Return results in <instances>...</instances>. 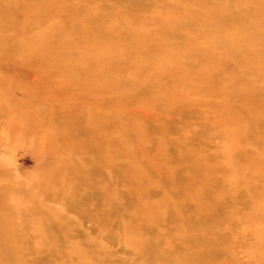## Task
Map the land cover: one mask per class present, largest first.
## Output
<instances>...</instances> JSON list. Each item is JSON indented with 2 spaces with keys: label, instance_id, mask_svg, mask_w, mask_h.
Returning <instances> with one entry per match:
<instances>
[{
  "label": "bare ground",
  "instance_id": "obj_1",
  "mask_svg": "<svg viewBox=\"0 0 264 264\" xmlns=\"http://www.w3.org/2000/svg\"><path fill=\"white\" fill-rule=\"evenodd\" d=\"M263 83L264 0H0V264H38L26 247L47 245L44 235L58 246L42 262L94 264L56 206L68 200L77 213L95 171L142 178L132 141L144 155L154 143L150 163L164 160L167 121L183 112L210 132L204 143L216 153L223 138L232 141L223 150L228 158L232 148L241 152L216 204L234 194L233 183L247 189L251 174L261 184L254 197H264V106L254 93ZM258 124L262 131L251 129ZM189 128L176 127L171 144L189 150ZM244 135L261 149L242 146ZM20 141L37 175L32 184L14 178L19 169L4 154ZM102 189L101 204L112 207ZM189 196L203 219L207 207L197 192ZM259 205L244 219L264 263ZM141 206L133 216L159 217L158 205L142 199ZM122 227L127 242H148L137 228ZM191 236L196 244L184 247L181 264H201L205 253V236L196 228ZM221 263L232 264L212 262Z\"/></svg>",
  "mask_w": 264,
  "mask_h": 264
},
{
  "label": "rangeland",
  "instance_id": "obj_2",
  "mask_svg": "<svg viewBox=\"0 0 264 264\" xmlns=\"http://www.w3.org/2000/svg\"><path fill=\"white\" fill-rule=\"evenodd\" d=\"M254 93L257 101L264 106V83L258 91L254 90ZM172 124L174 126H171ZM199 124L197 118L189 117L186 112H183L182 116H172L167 121L166 132L169 138L166 139L164 160L154 157L158 161L152 164L146 158L155 155L154 143L151 142L146 146L145 155L136 140L131 143V150L142 171V178L132 179L111 167L106 169L104 175L99 173V176L98 171H95L87 186L81 189V205L79 204L77 213L69 208L68 200L60 201L64 209L59 205L56 206L67 216V226L72 231L70 236H77L79 247L84 249L85 256L94 264L187 263L188 258L183 259L182 255L185 253L184 247L196 244L193 239L195 237L191 236L195 228L205 236L200 243V248L205 251L200 255L201 264H212L214 261L264 264L259 262L260 248L253 236L255 229L244 219L260 206L259 203H264V197H254L252 192L261 187L260 181L255 174H251L254 177L250 178V186L247 189L240 184L234 186L233 183L234 194L227 196L217 205L218 202L214 198H218L222 192L230 189L225 177L231 178L230 173L234 170L232 164L239 165V162H242L238 159L241 152L238 148H232L229 151L231 157L228 158L223 150L225 145L231 144L232 141L223 138L219 139L222 142L220 148L222 152L216 153L215 149L205 145L204 142L208 140L210 132ZM255 126L252 125L251 129L262 131L263 127L260 124ZM176 127L181 129L190 127V134L195 138L191 137L189 150L171 144V141L180 135L178 133L176 136ZM153 129L149 127V137L154 135ZM252 139L244 135L240 139V144L260 150L261 146ZM200 143L203 144L202 149L199 147ZM24 145L20 141L15 145L18 146L17 149L12 148V152L4 154L8 161L15 163L19 169L14 178L32 184V181L37 179V175L32 172V159L23 152ZM198 153L201 154L199 158L196 157ZM245 171L246 175H249L251 169L246 168ZM101 189L106 193L109 190L112 207L108 208L101 204L99 197ZM136 191L141 192L140 198L136 196ZM196 192L209 212L203 219L199 214L197 203L189 196L190 193ZM142 199H147L161 207L159 217L151 219L150 215H144L141 211L139 218L133 216V210L137 213L141 210ZM97 211L105 212V217L97 216L95 214ZM226 216L233 219L230 224ZM122 224L132 226L130 228L133 230L136 228L140 230L148 242L144 246L127 242L122 236L124 231ZM184 224L188 229L186 234L181 233L183 229H180ZM34 235L38 234H30V236ZM44 239L43 243L47 245L37 244L26 247V252L29 254H33L30 250H35L34 260L38 264H46L42 260L50 258L49 251L58 246V243H53L47 235H44ZM156 244L160 246L158 250ZM209 244H212V247ZM29 260L31 261L32 258Z\"/></svg>",
  "mask_w": 264,
  "mask_h": 264
}]
</instances>
